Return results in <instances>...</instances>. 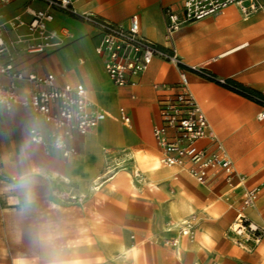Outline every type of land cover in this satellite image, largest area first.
I'll return each mask as SVG.
<instances>
[{
    "label": "crops",
    "instance_id": "obj_1",
    "mask_svg": "<svg viewBox=\"0 0 264 264\" xmlns=\"http://www.w3.org/2000/svg\"><path fill=\"white\" fill-rule=\"evenodd\" d=\"M261 1L264 4V0ZM26 3L30 2L13 0L1 7L0 12L6 18L22 13ZM182 3L183 0H75L78 10L91 11L112 21L126 22L133 13H137L142 34L163 46L175 47L177 55L185 65H201L219 78H234L264 93V8L244 18L239 8L231 5L221 13L182 24L173 33L172 39L167 40L166 9L171 7L180 10ZM31 5L37 7L41 4L32 2ZM53 25L67 27L72 36L52 52H18L16 63L19 68L26 73L34 72L40 75L53 72L58 84L83 82L91 102L105 110L108 115L86 134H75L72 142L78 153L65 157L57 148H46L31 141L30 128L43 127L45 124L42 116L32 108L16 105L11 110L0 109L2 191L12 184L21 170L29 167L43 169L47 173L48 178L43 182L60 179L64 184L82 191L101 172V153L107 157V147L103 145L107 136H111L116 143L125 142L136 146L138 140L129 136L128 126L132 125V113L136 114L138 111L151 115L153 134V126L160 120V99L174 90L173 87L180 77V66L177 63L155 57L149 68L139 76L136 85L118 86L109 78L104 58L95 50L99 40L96 28L74 15L62 12L56 14ZM188 76L189 87L205 111L211 130L223 143L235 168L246 175L245 185H261L256 206L249 210L250 216L255 221H260L264 217V119H259L257 115L262 109H259L256 102L214 80L195 73ZM0 78L7 81L2 74ZM17 84L23 88L25 82L18 80ZM163 84L172 86V89L160 86ZM121 107L130 115L129 123L120 118ZM110 119L121 121L124 126L111 122ZM155 143L159 160L160 149L156 140ZM200 143L213 145L208 138L202 139ZM240 143L242 158L258 160L250 169L258 168L256 178L259 180L253 184L252 181L256 179H251L253 173L240 168L236 163L238 155L234 144ZM160 165L174 169V179L180 176L185 183L188 181L186 176L194 179L180 168ZM207 182L209 187H217L220 198L228 207L234 209L233 222L243 188H237L231 193L219 173L212 175ZM39 195L42 196L41 188ZM173 208L177 210V205ZM177 214H180L179 210ZM169 222L171 220H168L167 224ZM165 229L169 231L168 227ZM176 236L177 234L171 237ZM184 237L179 236V243L174 247L179 259H182L180 253ZM256 245L247 248L238 246L251 251ZM259 253L262 254V250Z\"/></svg>",
    "mask_w": 264,
    "mask_h": 264
},
{
    "label": "built area",
    "instance_id": "obj_2",
    "mask_svg": "<svg viewBox=\"0 0 264 264\" xmlns=\"http://www.w3.org/2000/svg\"><path fill=\"white\" fill-rule=\"evenodd\" d=\"M12 1L0 0V8ZM27 1L30 3H26L22 13L6 18L0 12V74L7 78V81L0 78V109L11 110L16 105L32 108L42 116L45 124L30 128L31 141L46 148H57L65 157L78 153L72 142L75 134H86L107 117L105 110L91 102L83 82L58 84L53 72L44 75L26 73L16 63L18 52H52L72 36L67 27L53 25L58 12L74 15L97 29L99 40L95 50L104 58L106 73L118 86L136 85L155 57L174 61L180 66V77L174 90L160 99V120L153 126L160 149L159 162L188 172L200 183H206L214 174H222L231 193L243 188L230 233L241 247L258 244L264 237V217L255 221L249 210L256 206L261 185H245L246 175L235 168L223 143L211 130L205 111L189 87L188 75L195 73L232 91L236 85L201 65H185L175 47L163 46L146 37L141 32L137 13L126 22H117L91 11L78 10L75 0ZM32 2L41 5L33 6ZM231 5H236L244 18L264 8L261 0H183L180 10L166 9L165 38L171 40L182 24L221 13ZM18 80L25 82L23 88L18 86ZM160 86L172 89V86ZM253 99L264 103L260 96L255 95ZM257 116L264 119V106ZM120 118L124 122L131 121L123 107ZM204 138L213 145H202L200 141ZM134 175L141 176L138 169H134ZM194 219L191 215L180 222L179 235L194 237ZM168 242L176 247L179 239L169 238Z\"/></svg>",
    "mask_w": 264,
    "mask_h": 264
},
{
    "label": "rangeland",
    "instance_id": "obj_3",
    "mask_svg": "<svg viewBox=\"0 0 264 264\" xmlns=\"http://www.w3.org/2000/svg\"><path fill=\"white\" fill-rule=\"evenodd\" d=\"M250 100L260 110L263 108V102ZM109 121L124 126L121 121ZM152 123L149 113H132L129 136L137 138L136 146L116 143L107 136L103 143L107 157L101 153V172L82 191L60 179L43 182L38 213L21 217L11 184L4 191L0 189V264L38 256V264H45L42 250L33 241L32 229L34 218L41 213L67 219V239L85 241L75 251L81 258L99 259L100 264H264V240L251 251L235 243L230 233L234 209L220 198L217 187L186 175L187 183L180 176L174 179V169L160 165L153 170L152 162L145 165L136 157L140 153L158 159ZM234 147L237 165L252 172L251 179H255L258 168L250 169L258 160L242 158V143ZM134 169L141 176L136 177ZM190 215L195 216L194 237L183 238L179 259L168 240L175 234L182 236L179 224ZM204 236L213 241L211 247L202 245Z\"/></svg>",
    "mask_w": 264,
    "mask_h": 264
},
{
    "label": "clouds",
    "instance_id": "obj_4",
    "mask_svg": "<svg viewBox=\"0 0 264 264\" xmlns=\"http://www.w3.org/2000/svg\"><path fill=\"white\" fill-rule=\"evenodd\" d=\"M27 150H25V158ZM43 169L29 167L21 170L14 178L10 191L15 193L12 198L19 206L21 217L39 212V191L47 179ZM53 207H55L53 205ZM33 241L42 250L45 264H100L99 259L81 258L75 250L80 248L84 240L67 239L70 225L62 215L38 214L33 222ZM187 234V230H185ZM40 257L34 259L21 258L14 264H38Z\"/></svg>",
    "mask_w": 264,
    "mask_h": 264
},
{
    "label": "trees",
    "instance_id": "obj_5",
    "mask_svg": "<svg viewBox=\"0 0 264 264\" xmlns=\"http://www.w3.org/2000/svg\"><path fill=\"white\" fill-rule=\"evenodd\" d=\"M182 66H184L182 64ZM230 82H233L236 85V88H232L235 92L249 98V99H253V97L256 96H260L262 98H264V93L253 89L249 86H246L245 84L235 80L234 78H229Z\"/></svg>",
    "mask_w": 264,
    "mask_h": 264
},
{
    "label": "snow or ice",
    "instance_id": "obj_6",
    "mask_svg": "<svg viewBox=\"0 0 264 264\" xmlns=\"http://www.w3.org/2000/svg\"><path fill=\"white\" fill-rule=\"evenodd\" d=\"M136 157L141 161L142 164H145V165L148 164L149 162H152V169L153 170L159 168V166H160L159 160L155 157L145 156V155H142L140 153H137ZM189 211H191V210H189ZM185 223H186V221H185ZM201 243L204 247H211L213 244V241L208 236H204Z\"/></svg>",
    "mask_w": 264,
    "mask_h": 264
}]
</instances>
